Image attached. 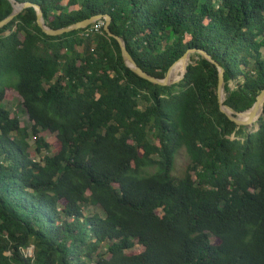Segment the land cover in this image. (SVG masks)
I'll return each mask as SVG.
<instances>
[{"label": "trees", "instance_id": "1", "mask_svg": "<svg viewBox=\"0 0 264 264\" xmlns=\"http://www.w3.org/2000/svg\"><path fill=\"white\" fill-rule=\"evenodd\" d=\"M14 1L53 28L110 15L159 78L204 49L237 111L264 89V0ZM13 8L0 0V21ZM97 22L49 35L28 6L0 27V264H264V114L252 128L231 120L201 54L178 83L139 76ZM5 80L31 128L2 105Z\"/></svg>", "mask_w": 264, "mask_h": 264}, {"label": "water", "instance_id": "2", "mask_svg": "<svg viewBox=\"0 0 264 264\" xmlns=\"http://www.w3.org/2000/svg\"><path fill=\"white\" fill-rule=\"evenodd\" d=\"M12 1H13V7H14L13 11L9 16H7L6 18H4L3 20L0 21V27L4 26L8 22H10L16 15H18L24 8H26L28 6H35V8L37 9V22H38L39 26L42 28V30L49 35H60V34H63L65 32H70L72 30L86 28L89 25H91V24L99 21L100 19L104 18L105 19V27L104 28H105V30L109 36L115 37L118 40L120 47H121L122 56H123V59H124L126 65L129 66L139 76H141V77H143V78H145V79H147L153 83H156V84L172 85V84L178 83L179 81H181L185 77L188 65L192 62V60L188 63L184 73L179 78L170 79L169 74H170L172 68L175 66V64L178 61H180L181 59H184V58L189 57V56L191 57L192 54H196V56H197V54H201V55L205 56L206 58H208L209 60H211L212 62H214L218 67V70H219L218 98H219L220 108L224 113H226L228 115V117L231 120L235 121L238 125L250 126V125H254V123L259 120L261 115L264 114V89L257 96V100L255 101V103L245 111H237L234 108H232L231 106L225 104V100L230 93L225 91L224 68L220 64H218L214 59H212L211 56L204 49H197V48L188 49L185 52V54H183L177 61H175L170 66V68L166 72L165 76L163 78H159V77H156L154 75L149 74L147 71H145L143 68H141V66L138 65V63L136 62L134 57L131 55V53L127 49V46H126L124 39L122 37L115 35L111 31V29H110L111 16L110 15H108V14H106V15H102V14L93 15L89 18L80 20L78 22L72 23V24L65 26V27L53 28L46 23L44 16H43V11H42L40 5L33 4L31 2L16 3L14 0H12ZM258 108H260V112L258 114H256V112H257L256 110ZM247 112L250 113V116L248 119H241L239 117L240 114L247 113Z\"/></svg>", "mask_w": 264, "mask_h": 264}, {"label": "rangeland", "instance_id": "3", "mask_svg": "<svg viewBox=\"0 0 264 264\" xmlns=\"http://www.w3.org/2000/svg\"><path fill=\"white\" fill-rule=\"evenodd\" d=\"M66 1V0H65ZM192 58H197L196 54H192L191 56V60ZM237 81H230L229 83V86L233 89V88H236V84ZM4 88H5V96H4V99L2 100V105L5 106L6 108H8L12 115H16L17 117H19L20 119V123L21 125H25V126H28L31 128V121L28 117V114L25 110V107L23 105V98L21 97V95L17 92V90L13 87V82H9L8 80H5L4 81V84H3ZM225 91H226V88H225ZM227 92V91H226ZM245 115V113H244ZM243 115V116H244ZM254 125H250L249 127L252 128ZM45 137L46 138H50V132H45L44 133ZM28 141L30 143V152L32 155H36L35 154V142H34V139L33 137H29L28 138ZM59 148V145L57 142H54V144L51 146V148L49 150H45L42 152V155L45 154V153H54L58 150ZM39 158V157H37ZM189 156L188 154L186 153V151L184 149H182L178 154H177V157H176V161H175V168L173 170V175H175L176 177H181L186 168H187V165L189 163ZM159 213H161V210H159ZM212 240H217L216 238L212 237ZM143 250V246L141 244H138L136 243V245L129 249L128 252L129 253H139ZM29 253H32V250L30 249L29 250ZM110 256V254H109Z\"/></svg>", "mask_w": 264, "mask_h": 264}, {"label": "bare ground", "instance_id": "4", "mask_svg": "<svg viewBox=\"0 0 264 264\" xmlns=\"http://www.w3.org/2000/svg\"><path fill=\"white\" fill-rule=\"evenodd\" d=\"M190 60H191V57L189 56V57H186V58L181 59L180 61H178L175 64V66L172 68V70H171V72L169 74V78L170 79H177V78H179L184 73V71H185L188 63L190 62ZM256 111H257L256 114H258L260 112V108H258ZM243 115H244V113L240 114L239 117L241 119H248L249 116H250V113L247 112L246 113V116H243Z\"/></svg>", "mask_w": 264, "mask_h": 264}, {"label": "built area", "instance_id": "5", "mask_svg": "<svg viewBox=\"0 0 264 264\" xmlns=\"http://www.w3.org/2000/svg\"><path fill=\"white\" fill-rule=\"evenodd\" d=\"M103 26L105 27V21L100 19L93 27H94V30L98 31Z\"/></svg>", "mask_w": 264, "mask_h": 264}]
</instances>
